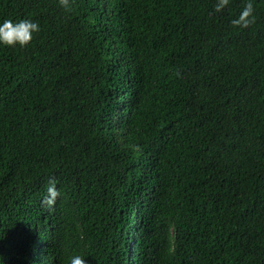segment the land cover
I'll list each match as a JSON object with an SVG mask.
<instances>
[{
	"label": "trees",
	"instance_id": "trees-1",
	"mask_svg": "<svg viewBox=\"0 0 264 264\" xmlns=\"http://www.w3.org/2000/svg\"><path fill=\"white\" fill-rule=\"evenodd\" d=\"M217 2L0 0V264H264V0Z\"/></svg>",
	"mask_w": 264,
	"mask_h": 264
},
{
	"label": "clouds",
	"instance_id": "clouds-1",
	"mask_svg": "<svg viewBox=\"0 0 264 264\" xmlns=\"http://www.w3.org/2000/svg\"><path fill=\"white\" fill-rule=\"evenodd\" d=\"M229 0H218L215 5V10L220 12L224 9ZM59 5L65 10L71 9V0H58ZM255 19L253 0H246V3L241 10L239 16L232 21L234 25L246 27ZM39 23L31 18H21L17 20L3 19L0 21V47H20L28 46L34 39L35 35L39 33ZM59 195L54 180H49L47 187V195L45 200L48 205L55 203ZM69 264H87L85 257L79 254L70 257Z\"/></svg>",
	"mask_w": 264,
	"mask_h": 264
}]
</instances>
